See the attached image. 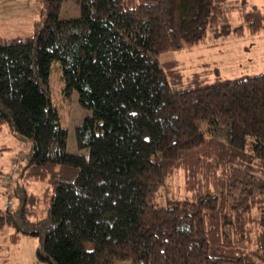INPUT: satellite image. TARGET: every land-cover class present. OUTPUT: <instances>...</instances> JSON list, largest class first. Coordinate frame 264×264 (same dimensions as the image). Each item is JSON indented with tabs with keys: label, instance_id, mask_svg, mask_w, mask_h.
<instances>
[{
	"label": "trees",
	"instance_id": "trees-1",
	"mask_svg": "<svg viewBox=\"0 0 264 264\" xmlns=\"http://www.w3.org/2000/svg\"><path fill=\"white\" fill-rule=\"evenodd\" d=\"M34 2L32 34L0 39V129L29 144L12 182L0 169V232L37 238L45 264L264 263V61L209 79L207 68L183 78L161 58L209 33L263 36L264 8L79 0V16L61 20L62 0ZM53 61L89 112L74 128L86 158L66 152L49 99ZM177 172L193 200L155 206Z\"/></svg>",
	"mask_w": 264,
	"mask_h": 264
},
{
	"label": "rangeland",
	"instance_id": "rangeland-1",
	"mask_svg": "<svg viewBox=\"0 0 264 264\" xmlns=\"http://www.w3.org/2000/svg\"><path fill=\"white\" fill-rule=\"evenodd\" d=\"M238 1V0H237ZM234 0L233 5H237ZM248 8L252 5L264 8V0H246ZM39 6L34 0H0V39L25 38L32 34L33 25L39 21ZM79 16V0H62L58 18L73 19ZM208 40L195 45H184L180 50L166 54L162 60L178 62V69L183 78L191 73L208 69V78L218 74L221 77L235 76L240 73L252 74L263 70L264 35L242 37H221L208 34ZM210 69V70H209ZM207 77V76H206ZM49 99L56 110L60 125L66 130V152L87 157L86 149L79 150L75 144L74 128L89 115V112L77 104L76 93L65 94L60 77V67L53 61L48 73ZM29 144L19 142L7 127L0 129V169L9 173V180L14 179V169L21 163L20 156L27 152ZM6 183L0 177V183ZM42 184L43 186H41ZM43 183L29 184L30 192H39ZM10 188V187H9ZM7 197L1 196V210L7 206ZM192 201L193 197L183 188V177L177 172L155 194L154 205L161 206L166 201ZM14 205V203H13ZM8 229L0 232V264H45L36 258L38 239L30 236H20L17 241L10 242ZM116 264H130L119 261ZM253 264H264L254 261Z\"/></svg>",
	"mask_w": 264,
	"mask_h": 264
},
{
	"label": "water",
	"instance_id": "water-1",
	"mask_svg": "<svg viewBox=\"0 0 264 264\" xmlns=\"http://www.w3.org/2000/svg\"><path fill=\"white\" fill-rule=\"evenodd\" d=\"M20 141H22V142H25V140H24V139H22V138H20Z\"/></svg>",
	"mask_w": 264,
	"mask_h": 264
}]
</instances>
